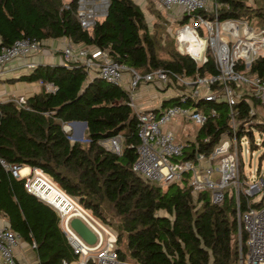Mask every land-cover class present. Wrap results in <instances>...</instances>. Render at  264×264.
<instances>
[{
	"label": "trees",
	"instance_id": "trees-1",
	"mask_svg": "<svg viewBox=\"0 0 264 264\" xmlns=\"http://www.w3.org/2000/svg\"><path fill=\"white\" fill-rule=\"evenodd\" d=\"M75 1L0 0V48L21 37L34 38L41 46L48 39L64 37L104 49L110 60L140 74L160 67L187 78L195 72L215 73L209 53L197 67L172 47L166 50L168 58H159L156 49L162 43L149 32L143 12L133 0H109L106 14L88 30H82L75 19ZM216 1L220 20L248 18L264 24L262 7L253 8L243 0ZM186 21L184 14L175 19L177 24ZM247 72L264 80V55L257 57ZM14 80L41 84L23 103L0 102V160L40 170L115 230L121 260L133 264H238V248H243L245 234L241 229L238 238L235 199L230 189L220 203L212 204L206 193L195 197L190 193L186 176L181 184L169 183L162 188L131 171L138 138L135 112L127 104L128 93L123 87L89 74L81 63L72 61L36 64L10 82ZM44 83H51L55 89L46 92ZM174 85L169 83L167 87ZM169 99L161 105L177 100L174 96ZM195 104L206 114V120L198 127L194 141L197 150L206 153L219 133L228 128V108L223 102L203 98ZM233 108L237 111V135L245 122L264 132V118L258 121L249 115L248 101L240 98ZM211 109L216 111L215 116L208 115ZM70 121L85 122L82 138L86 142L70 141L69 133L62 129ZM117 133L122 135L120 154L97 143ZM204 136L207 141H202ZM192 146L191 142L189 150ZM185 153L192 156L189 151ZM23 182V177H14L0 164V215L23 241L33 245L36 264L74 259L58 226V215L28 193ZM245 200L247 197L239 196V210L245 209ZM263 200L264 196L251 205Z\"/></svg>",
	"mask_w": 264,
	"mask_h": 264
},
{
	"label": "built area",
	"instance_id": "built-area-1",
	"mask_svg": "<svg viewBox=\"0 0 264 264\" xmlns=\"http://www.w3.org/2000/svg\"><path fill=\"white\" fill-rule=\"evenodd\" d=\"M108 3L109 0H76L74 16L79 27L82 30L93 27L96 20L106 14ZM154 3L170 19L180 18L183 14L187 16V21L175 29L176 49L180 54L191 58L196 67L204 63L206 53H209L213 59L215 73L200 75L195 72L192 78H187L160 67L140 74L110 60L104 49L89 48L73 43L68 38L60 50L62 63L79 62L89 74L121 86L127 91V104L135 112V131L138 138L134 146V160L130 166L133 173L155 185L158 182L181 184V180L186 176L190 193L195 197L204 192L212 204L220 203L226 190L230 189L235 199L238 238L241 229L245 234L243 248L241 245L238 248V264H264V200L259 205H251L263 198L264 179L257 177L245 182L239 177L241 139L245 134L250 137L254 127L245 122L242 124L241 133L237 135V111L233 108L235 103L243 98L249 103L250 116L258 117L259 114L261 117L256 119L258 121L264 118V80L247 72L251 63L264 55V24L258 26L245 18L220 20L217 17L219 3L216 0H154ZM40 48L41 42L29 37L15 39L8 46L1 47L0 78L3 76L4 66L9 61L25 58ZM34 66L35 64L30 62L24 63L26 69H32ZM236 69H243L248 75L241 74ZM123 72L128 73L126 79H123ZM37 82L41 84L40 81ZM142 83L164 88H167L169 83L175 84L173 89L177 100L164 106L161 105V100L156 106L143 109L134 99V90ZM43 88L46 92L55 89L51 83H44ZM199 98L223 102L228 108V128L219 133L216 142L206 153L199 152L196 143L192 146L193 149L189 150L188 145L191 142L183 144L176 141L174 131L168 127L171 122L177 123L180 128L188 123L196 127L202 126L206 114L195 104ZM9 100L20 104L24 98L18 96ZM257 108L261 113L257 112ZM208 115L215 116L216 111L211 109ZM80 128L79 124L68 122L62 125L63 131L69 133L70 141L86 142L82 135L78 140L72 139L70 132L78 135ZM207 139V136L202 137V141ZM251 140L249 138V142ZM97 143L116 155L122 151L120 133L99 139ZM186 151L192 153V156L189 157ZM216 156H219L218 165L212 164ZM0 164L14 177H23L24 189L51 206L58 215V226L75 255L74 259H62L59 264H127V260L119 258L115 234L111 229L92 216L90 210L74 202L46 174L36 168H30L22 175L18 166L5 164L1 160ZM36 171L39 175L35 174ZM40 177L55 185L66 198L77 205L79 211L66 213L43 199L35 187L38 180L44 183ZM258 193L261 194L260 199L253 200L252 194ZM240 195L247 197L244 210H239ZM73 204L70 203L72 207ZM72 216L79 217L95 234V242L92 245L86 244L69 226L68 222ZM18 239L19 235L8 227L5 220H0V264H18L13 254Z\"/></svg>",
	"mask_w": 264,
	"mask_h": 264
},
{
	"label": "rangeland",
	"instance_id": "rangeland-1",
	"mask_svg": "<svg viewBox=\"0 0 264 264\" xmlns=\"http://www.w3.org/2000/svg\"><path fill=\"white\" fill-rule=\"evenodd\" d=\"M63 4H66L69 0H61ZM136 3H140L141 9L144 15V19L147 24V28L154 37L162 43V47L160 49H156L157 56L159 58H168L167 51L170 50V47L176 49V44L174 40L175 29L180 25L175 22V19H170L169 16L160 11L154 0H134ZM244 3L250 5L251 7H262L264 10V0H243ZM248 19V18H245ZM252 23L261 26V23L258 19H249ZM177 50V49H176ZM241 74L248 75L243 69H236ZM128 76L127 72H123V79H126ZM148 84V85H147ZM147 84H139L136 89L137 91L140 87H144V92L147 93V96L155 98L157 100H163L164 98H170L174 96V89L172 87H159L153 86L151 83ZM1 85V84H0ZM135 95V94H134ZM154 103V102H151ZM136 104H138L136 102ZM138 108V106H137ZM257 112L261 113L259 108H257ZM261 117L258 114V117L255 119H259ZM168 127L174 131L175 140L181 143H195L194 138L198 131V127L194 126L191 123H188L183 128L177 125L175 122H171L168 124ZM252 140L249 142V137L245 134L241 139L240 145V167H239V177L241 180L247 182L248 180H254L253 178H263L264 179V132L257 131L256 129H252ZM72 135V139H77L76 133L70 132ZM76 135V136H75ZM219 156H216L212 160V164L218 165ZM32 175V174H31ZM56 185V184H55ZM55 185L50 182H46L45 192L48 190L51 192V195H55L54 189H56ZM158 186L164 188L166 184L157 183ZM44 188V187H43ZM42 188V189H43ZM44 192V193H45ZM241 194V191H240ZM66 197V196H65ZM261 194H252L251 198L253 200H259ZM67 199V198H66ZM74 202L77 203L75 198H71ZM67 202L69 203L68 199ZM78 204V203H77ZM92 215V214H91ZM93 216V215H92ZM96 218V217H95ZM101 222L99 219H97ZM102 223V222H101ZM105 227L111 229L113 234H115V230L111 227H108L105 223H102ZM123 246L121 245V248ZM127 264H133L131 261H127Z\"/></svg>",
	"mask_w": 264,
	"mask_h": 264
},
{
	"label": "crops",
	"instance_id": "crops-1",
	"mask_svg": "<svg viewBox=\"0 0 264 264\" xmlns=\"http://www.w3.org/2000/svg\"><path fill=\"white\" fill-rule=\"evenodd\" d=\"M136 4L141 9L140 3H136ZM65 39L66 38L64 37L48 39L42 42L43 46H41L39 51L34 52L25 58H16V59H12L11 61H9L4 66L3 76L2 78H0V84H1L0 85V102L9 100L10 98H15L18 96H22L23 98H25L31 95L32 93L37 92L40 88V85L37 81L24 82V81L14 80L10 82V80L17 78L20 74H26L31 70V69H26L24 67V63L26 62H30L35 65L36 64L62 63L60 50L62 48V45ZM88 47L94 48L91 46H88ZM144 87H140L137 91L134 92L135 102H137L138 103L137 105L141 106L143 109L152 108L156 106L159 100L147 96V93L144 92ZM151 102H154V103H151ZM20 169L21 170L28 169L29 171L30 168L27 166H24V167H21ZM45 193L51 194L50 191L49 192L46 191ZM54 193L55 195H53L52 197H55V196L58 197L60 193L62 192H60V190L56 188L54 189ZM55 206L57 207V205ZM0 220H5V219L0 215ZM13 254L18 264H36L34 252L31 248V245L23 241L20 237L18 239L17 245L15 246L13 250Z\"/></svg>",
	"mask_w": 264,
	"mask_h": 264
},
{
	"label": "bare ground",
	"instance_id": "bare-ground-1",
	"mask_svg": "<svg viewBox=\"0 0 264 264\" xmlns=\"http://www.w3.org/2000/svg\"><path fill=\"white\" fill-rule=\"evenodd\" d=\"M219 16V15H218ZM27 171H28V169H20V171H19V173L20 174H25V173H27ZM36 175H39V172H37L36 171ZM41 179H43L44 180V183L43 182H40L39 180L36 182V191L39 193V195L43 198V199H45L46 201H48L49 203H51L52 204V206H55V205H57V208H59V209H62L63 211H66V213H69V212H71V211H79V209L77 208V205L74 203L73 204V201H71L69 198H67L68 199V201H69V203L67 202V199H66V197H65V195H63L62 193H60V195L58 196V197H52V195L49 193H44L45 192V189H46V186H44L45 185V183L46 182H48L47 180H45L43 177H40ZM49 183V182H48ZM44 187V188H43ZM43 188V189H42ZM47 192H49L48 190H47ZM70 203H72L73 204V207H75V208H73L71 205H70ZM55 204V205H54ZM70 205V206H69ZM69 206V207H68ZM56 207V206H55ZM75 214H77V213H75ZM74 214V215H75Z\"/></svg>",
	"mask_w": 264,
	"mask_h": 264
},
{
	"label": "water",
	"instance_id": "water-1",
	"mask_svg": "<svg viewBox=\"0 0 264 264\" xmlns=\"http://www.w3.org/2000/svg\"><path fill=\"white\" fill-rule=\"evenodd\" d=\"M170 100L169 98L163 99L162 102ZM70 124H79L80 125V132L78 133L77 137L80 138L82 135V131L85 127V122L83 121H70ZM69 226L76 232V234L88 245H92L95 242V234L89 228V226L82 221L77 216H72L69 219Z\"/></svg>",
	"mask_w": 264,
	"mask_h": 264
}]
</instances>
